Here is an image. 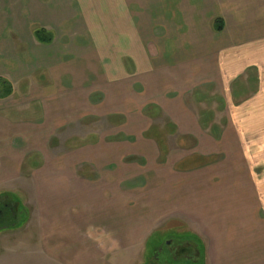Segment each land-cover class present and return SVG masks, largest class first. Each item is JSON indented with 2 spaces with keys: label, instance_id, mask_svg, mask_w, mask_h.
Here are the masks:
<instances>
[{
  "label": "crops",
  "instance_id": "0c3cea01",
  "mask_svg": "<svg viewBox=\"0 0 264 264\" xmlns=\"http://www.w3.org/2000/svg\"><path fill=\"white\" fill-rule=\"evenodd\" d=\"M36 28L50 32L52 40L39 41L34 35ZM85 73H160V83L154 87L142 79L146 90L150 86L149 104L169 117L180 138L198 140L199 152L206 153L200 143L203 129L199 117L189 108L191 94L211 85L224 96L221 90L236 80L248 83L252 77L262 94L264 0H0V78L13 87L12 94L0 103L26 81L29 89H45L31 99L34 106L40 105L39 117L22 118V114L11 113L16 110L11 105H0V183L25 180L23 169L30 174L29 194L39 217L33 220L30 209L24 207L27 219L34 221L30 225L38 228L30 232L35 241L28 246L45 252L41 255L46 261L51 258L61 264H84L86 251L102 249L97 242L101 232L95 237L86 233V228L100 227L93 215H85L88 203L100 200L86 190L85 180L117 178L116 157L112 155L116 152L112 145L115 135L101 148L67 144L59 158L51 160L52 122L58 121L49 114L52 91L83 87L86 80L75 74ZM98 79L96 75L95 81ZM19 109L27 108L16 111ZM249 116L246 120L253 119ZM240 130L253 137V130L238 129L237 135ZM236 133L228 124L219 138ZM142 137L148 142L153 135L146 130ZM165 143L160 139L162 152ZM150 148L155 152L154 146ZM86 149L92 151L93 161L81 155ZM249 150L244 151L247 161ZM101 151L107 155L99 156ZM177 161L172 172L162 170L157 180L174 188L178 216L198 221L201 228L193 234L210 252V264H264V180L254 176L252 166H238L243 168L242 177V172L227 162L210 168L211 161L195 162L191 167ZM215 169L220 172L204 173ZM186 172L189 180H180V173ZM171 173L170 181L166 178ZM105 219L111 225L110 217ZM109 235V240L116 241L115 230ZM216 251L219 258L214 257ZM88 262L99 264L94 259Z\"/></svg>",
  "mask_w": 264,
  "mask_h": 264
},
{
  "label": "rangeland",
  "instance_id": "374dc122",
  "mask_svg": "<svg viewBox=\"0 0 264 264\" xmlns=\"http://www.w3.org/2000/svg\"><path fill=\"white\" fill-rule=\"evenodd\" d=\"M96 75L99 76L98 81H95ZM75 76L84 77L86 83L83 87L54 88L52 91L49 114L54 119L58 118V121L54 122L55 124L52 122L54 135L51 141V160L58 159L67 144L71 146L86 143L100 147L109 144L110 135L117 136L116 142L112 143L116 150L112 154L116 157V180H85L86 190L89 189L90 194L100 200L88 203L90 209L85 210V215H93L94 221L100 222L101 227L86 228V233H93L90 235L95 237L101 232L97 237L100 241L97 242L102 249L86 251L84 264L90 259L99 264H168V261L170 264H210V252L206 251L204 246L198 253L200 257L196 263L185 257L169 259L163 256L164 251L161 257L168 261L162 259L160 262V258L154 257L157 249L167 240L176 244L179 235H195L193 233L201 228L198 221L191 222L178 216L179 213L174 209L175 203L178 206V200L173 194L174 188L171 184L161 185L163 180H157V174L170 169L175 160L182 161V165H188L187 167L197 165L195 162L211 161L210 168L220 167L223 162L236 168L252 166L254 176L264 180V90L259 95L258 83L253 77L248 83L244 79L236 80L232 86L221 90L225 97L211 85L205 89H194L189 108L194 109L199 117L203 129L200 143L204 147L203 150L207 151L200 153L198 140L195 142L192 138H180L176 133L177 127L169 117L160 113L159 108L149 104L148 90L150 86L154 87L160 83V73H85ZM142 79L151 83L148 90L145 89ZM23 85L25 86L17 87L16 93L0 105H11L16 110L27 108L11 112L13 115L22 114V118L39 117L37 110L41 109L40 105L34 106L31 99L45 89L36 86L29 89L27 81ZM249 114H252V120H246L251 117ZM228 124L234 133L238 129L253 130V137L240 130L239 135L236 133L221 140L219 137ZM146 130L153 135L148 142L142 137V132ZM241 133L243 135H240ZM136 134L141 136L137 137ZM163 134L164 136H160ZM244 134L247 138H244ZM210 136L216 138L212 139ZM160 139L166 142L163 152L160 151ZM248 139L252 142H248ZM150 146H154L155 152ZM88 149L81 155L93 161V153ZM246 149H250L248 161L244 154ZM98 155L102 157L107 153L101 151ZM197 155L206 157H194ZM35 157L33 163L38 161ZM94 157L96 159V153ZM49 160L48 158L47 163ZM88 160L86 158L85 161ZM43 162L41 159V163ZM242 169L238 168L237 172H242L243 177ZM24 170L22 175L25 180H7L0 183V197L7 192L5 190L14 191L12 193L17 197L14 199L30 209L31 218L34 220L39 214L29 194L27 177L31 176ZM204 171L210 175L220 172L219 169ZM38 172L39 175V166ZM168 172H172L171 169ZM180 176V180H189L190 173H180ZM166 179L173 180V174ZM184 205H187L188 210V204ZM27 217H22V223L16 227L0 230V264H61L51 258L46 261L45 256L41 255L45 254L43 251L30 250L28 244L35 241L34 233L31 238L30 232H35L38 228L31 226L34 221L28 220ZM106 217H110L111 225ZM206 222L207 220H204L202 225L205 226ZM114 230L116 241L109 240V233ZM109 246L110 250L103 249ZM213 254L215 258L220 257L219 251Z\"/></svg>",
  "mask_w": 264,
  "mask_h": 264
},
{
  "label": "flooded vegetation",
  "instance_id": "af4514ba",
  "mask_svg": "<svg viewBox=\"0 0 264 264\" xmlns=\"http://www.w3.org/2000/svg\"><path fill=\"white\" fill-rule=\"evenodd\" d=\"M18 200H15L13 197L6 195L0 197V230H6L9 228L16 227L19 223H22L21 218L27 216V210ZM23 219V220H24ZM178 243H171L170 240H167L162 246H160L155 252L154 257L160 258L161 260H167L161 257L162 252L165 254L163 256L168 257L169 259L177 260L180 257H185L193 263L198 262L200 255V245L197 244V241L191 236H184V234L179 235L177 238ZM188 253V255H186ZM168 264L169 261H168Z\"/></svg>",
  "mask_w": 264,
  "mask_h": 264
},
{
  "label": "trees",
  "instance_id": "16d2710c",
  "mask_svg": "<svg viewBox=\"0 0 264 264\" xmlns=\"http://www.w3.org/2000/svg\"><path fill=\"white\" fill-rule=\"evenodd\" d=\"M217 28L222 30L223 25H218ZM34 35L41 42H50L52 40L51 33L47 32L43 28H36L34 30ZM12 92H13L12 84L9 81L0 78V99H3V98L10 96L12 94ZM6 195H9L13 198H17L13 193L5 192L3 194V196H6ZM189 236H191L192 238H194L197 241V244L200 245V248H203V243L201 242L199 237H197L195 235H189Z\"/></svg>",
  "mask_w": 264,
  "mask_h": 264
}]
</instances>
